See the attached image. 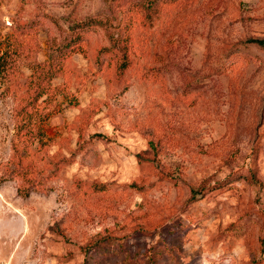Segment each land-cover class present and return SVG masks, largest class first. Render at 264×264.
Listing matches in <instances>:
<instances>
[{
  "label": "rangeland",
  "instance_id": "rangeland-1",
  "mask_svg": "<svg viewBox=\"0 0 264 264\" xmlns=\"http://www.w3.org/2000/svg\"><path fill=\"white\" fill-rule=\"evenodd\" d=\"M255 41L264 0H0V264H264Z\"/></svg>",
  "mask_w": 264,
  "mask_h": 264
},
{
  "label": "trees",
  "instance_id": "trees-1",
  "mask_svg": "<svg viewBox=\"0 0 264 264\" xmlns=\"http://www.w3.org/2000/svg\"><path fill=\"white\" fill-rule=\"evenodd\" d=\"M151 6V4L149 5ZM129 29H130V24L128 26H126V29H125V34H124V41H123V45L122 46H119V50L122 52L121 54V58L119 60V64H118V73L120 75H122L124 73V71L127 69V67L129 66V51H130V44H129V36H128V32H129ZM254 43H256L257 45H259L260 47H263L264 48V41H255ZM80 50V47H75L73 50H71L72 52H75V51H79ZM69 52V54H65V57L69 56L70 54H72V52ZM2 61V57H0V71L2 70L3 68V63L1 62ZM43 94V92H41V95ZM22 173V172H21ZM23 176V175H22ZM29 195V192H26L25 193V196H28ZM95 249H98V247H96Z\"/></svg>",
  "mask_w": 264,
  "mask_h": 264
}]
</instances>
